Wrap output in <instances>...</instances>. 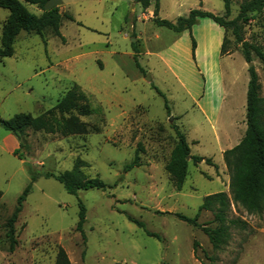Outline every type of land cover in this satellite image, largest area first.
<instances>
[{"label": "rangeland", "instance_id": "obj_1", "mask_svg": "<svg viewBox=\"0 0 264 264\" xmlns=\"http://www.w3.org/2000/svg\"><path fill=\"white\" fill-rule=\"evenodd\" d=\"M159 1L158 17L170 21L195 8L224 15L222 0ZM242 1L230 0L226 19ZM58 9L74 16L61 20L64 42L48 30L42 36L20 31L12 55L0 57V118L38 116L73 84L91 110L53 112L59 121L76 117L80 126L74 132L63 122L52 130L26 126L18 139L0 125V264H55L58 247L70 264H243L264 227V211L249 214L231 202L227 218L247 226L229 225L218 249L203 231L216 226L212 212L202 210L196 226L175 215L193 217L203 197L215 192L226 190L230 198L223 151L246 128L249 63L239 44L233 53L220 54L223 35L233 45L231 32L199 18L190 30L176 33L153 22V6L150 13L129 0H63ZM7 15L0 7V34ZM263 16L264 9L254 14L242 36L264 50ZM251 56L264 105V68ZM174 125L185 134L190 154L210 159L197 165L188 159L180 189L166 170ZM138 143L139 165L125 170ZM25 163L38 173L74 170L79 179L98 178L105 187L70 194L53 178L38 176L22 202L16 244L9 250L5 221L30 181ZM79 202L85 207L84 238L75 229ZM260 248L246 264H264Z\"/></svg>", "mask_w": 264, "mask_h": 264}, {"label": "trees", "instance_id": "obj_2", "mask_svg": "<svg viewBox=\"0 0 264 264\" xmlns=\"http://www.w3.org/2000/svg\"><path fill=\"white\" fill-rule=\"evenodd\" d=\"M47 0H0V7L8 10V15L1 29L0 34V57L11 56L13 53V43L20 31L32 32L42 36L46 30L58 37L64 42V37L60 32L61 20L64 17L69 21H74V17L70 13L64 15L60 13L58 6L49 10H44L43 5ZM142 9L153 6L152 20L158 26L166 27L176 33L184 30H190L197 19L207 18L223 29V32L230 31L233 36V45L227 46V39L223 35L219 52L221 55L233 53L237 45H240V52L246 62L252 61V53L259 59L264 68V50L254 43L243 39V25L256 13H260L264 9V0H244L239 5L238 13L231 19H226L230 12V0H222L224 15H217L210 11L195 8L189 10L187 15L178 16L175 21L161 19L158 17L159 2L158 0H132ZM26 3L37 6L41 11L35 14L28 10ZM264 26V16L262 19ZM195 42L192 40V50L194 51ZM136 61V55L134 54ZM138 65V64H137ZM142 70V69H141ZM248 82L246 88V112L245 123L246 128L239 142L233 147L223 151V161L229 171L228 188L230 198L223 191L215 192L203 197L202 203L199 205L196 214L193 217H187L176 213L175 215L186 223L196 226L197 218L202 210L213 213V220L216 222L214 228L204 227L206 234L213 249H218L228 238L229 225H240L245 228L247 224L237 219H228L227 213L230 209L231 202L245 210L249 214L260 213L264 211V105L263 99L259 95L260 83L258 75L253 65H248ZM160 95L162 93L158 91ZM83 101V103H80ZM166 105V103H165ZM167 106V105H166ZM90 107L85 95L80 91L77 85L73 84L69 87L62 97L45 112L38 116H32L28 113H18L9 119H1L0 125L16 138L26 126H34L37 128L54 129V126L65 124L64 128L68 132L76 131L80 123L77 118L70 116L66 119L61 118L59 121L53 117V112L60 115L76 111L80 115L90 112ZM50 116L48 121L45 117ZM175 143L171 151L170 161L166 165V170L174 179V185L180 189L187 174V162L191 160L193 165L204 161L210 164L209 158L199 155L190 154V148L186 140L185 134L174 125ZM18 147L12 150V154L16 156ZM141 145L135 149L132 160L125 166V170L133 166L139 165L138 151ZM21 159V157H18ZM30 174V181L25 186L21 194L18 196L16 206L11 215L5 221L6 238L9 243V250H13L16 244L14 223L19 212L22 209V202L25 200L31 189L32 182L38 176L51 177L59 182L64 190L70 194H76L78 190H86L89 188L104 189L105 184L98 178H89L81 180L77 177L74 170L64 171L59 174L52 172H36L31 169L28 163H25ZM161 212V211H158ZM162 213V212H161ZM139 226L140 221L130 218ZM85 221V207L79 202L78 220L75 229L81 233L84 238L82 225ZM149 235L152 232L146 231ZM196 242L193 241L192 248L195 250ZM55 264H70L66 252L62 247H58ZM118 264V263H116ZM166 264V263H162Z\"/></svg>", "mask_w": 264, "mask_h": 264}, {"label": "crops", "instance_id": "obj_3", "mask_svg": "<svg viewBox=\"0 0 264 264\" xmlns=\"http://www.w3.org/2000/svg\"><path fill=\"white\" fill-rule=\"evenodd\" d=\"M97 1H101V0H97ZM105 2H109V3H111V1L112 0H104ZM129 2L131 3V2H133L132 0H129ZM158 2H159V9H160V1L158 0ZM151 6L152 5H150L148 8H147V10H148V12H150L151 13V10L149 9V8H151ZM159 11V10H158ZM72 16H73V14H72ZM74 17V16H73ZM211 21V20H210ZM214 23V22H213ZM217 25V24H216ZM218 26V25H217ZM221 28V27H220ZM223 37V36H222ZM222 40V39H221ZM227 189V188H226ZM224 192H227L226 190H224ZM254 247L252 248V250L250 251V253H248L245 257H244V261H243V264H246L245 263V259L248 257V256H250L253 252H254V248H259V247H261L260 249H261V253L262 252H264V227H262V228H259L258 229V233L256 234V236L254 237ZM259 243H261V244H259ZM257 245H259V247H256Z\"/></svg>", "mask_w": 264, "mask_h": 264}, {"label": "water", "instance_id": "obj_4", "mask_svg": "<svg viewBox=\"0 0 264 264\" xmlns=\"http://www.w3.org/2000/svg\"><path fill=\"white\" fill-rule=\"evenodd\" d=\"M63 0H47L44 5L43 9L44 10H49L52 7L59 6L62 3ZM252 62H249L248 65H251ZM171 119V118H170Z\"/></svg>", "mask_w": 264, "mask_h": 264}]
</instances>
